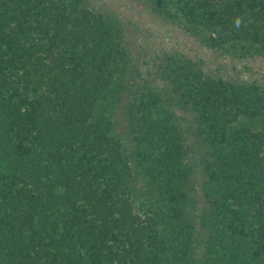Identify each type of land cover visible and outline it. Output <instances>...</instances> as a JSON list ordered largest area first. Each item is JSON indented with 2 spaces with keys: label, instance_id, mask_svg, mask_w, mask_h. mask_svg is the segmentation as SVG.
Returning a JSON list of instances; mask_svg holds the SVG:
<instances>
[{
  "label": "trees",
  "instance_id": "16d2710c",
  "mask_svg": "<svg viewBox=\"0 0 264 264\" xmlns=\"http://www.w3.org/2000/svg\"><path fill=\"white\" fill-rule=\"evenodd\" d=\"M136 1L0 0V264H264V0Z\"/></svg>",
  "mask_w": 264,
  "mask_h": 264
},
{
  "label": "rangeland",
  "instance_id": "374dc122",
  "mask_svg": "<svg viewBox=\"0 0 264 264\" xmlns=\"http://www.w3.org/2000/svg\"><path fill=\"white\" fill-rule=\"evenodd\" d=\"M89 6L110 10L126 25V34L133 51L179 50L191 57L203 53L202 49L179 29L154 19L146 5L136 0H86ZM146 51V50H145ZM250 72L264 78V59L248 61Z\"/></svg>",
  "mask_w": 264,
  "mask_h": 264
},
{
  "label": "clouds",
  "instance_id": "9594fccd",
  "mask_svg": "<svg viewBox=\"0 0 264 264\" xmlns=\"http://www.w3.org/2000/svg\"><path fill=\"white\" fill-rule=\"evenodd\" d=\"M244 24V19L241 16L234 17L233 19V26L235 29L241 28V26Z\"/></svg>",
  "mask_w": 264,
  "mask_h": 264
}]
</instances>
